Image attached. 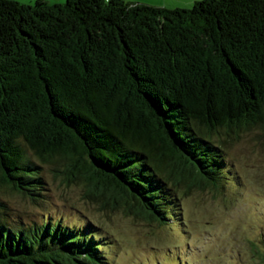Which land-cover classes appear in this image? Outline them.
<instances>
[{
  "label": "trees",
  "instance_id": "obj_1",
  "mask_svg": "<svg viewBox=\"0 0 264 264\" xmlns=\"http://www.w3.org/2000/svg\"><path fill=\"white\" fill-rule=\"evenodd\" d=\"M253 127L264 130V0H0L12 189L35 199L52 163L103 205L164 223L180 218L181 182L221 189L226 143ZM4 208L0 264H106L91 227L12 222Z\"/></svg>",
  "mask_w": 264,
  "mask_h": 264
},
{
  "label": "rangeland",
  "instance_id": "obj_2",
  "mask_svg": "<svg viewBox=\"0 0 264 264\" xmlns=\"http://www.w3.org/2000/svg\"><path fill=\"white\" fill-rule=\"evenodd\" d=\"M195 1L174 0L164 6L190 7ZM225 157L221 189L187 191L181 182L180 218L164 223L103 205L87 196L81 183L67 182L52 163L43 162L46 184L35 199L1 179L0 199L12 222L50 219L81 230L91 227L90 232L100 233L96 240L106 264H264L263 128L244 130L239 138L228 141Z\"/></svg>",
  "mask_w": 264,
  "mask_h": 264
},
{
  "label": "crops",
  "instance_id": "obj_3",
  "mask_svg": "<svg viewBox=\"0 0 264 264\" xmlns=\"http://www.w3.org/2000/svg\"><path fill=\"white\" fill-rule=\"evenodd\" d=\"M24 2H33L34 0H21ZM51 1H63V0H51ZM130 1H141V2H148V3H152V4H157V5H169V2L174 1V0H130ZM177 1H182V2H192L195 0H177Z\"/></svg>",
  "mask_w": 264,
  "mask_h": 264
}]
</instances>
